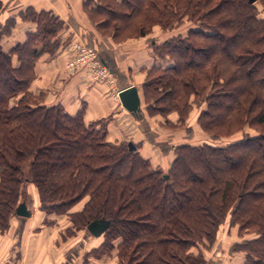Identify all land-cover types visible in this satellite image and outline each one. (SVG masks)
<instances>
[{
  "label": "trees",
  "instance_id": "16d2710c",
  "mask_svg": "<svg viewBox=\"0 0 264 264\" xmlns=\"http://www.w3.org/2000/svg\"><path fill=\"white\" fill-rule=\"evenodd\" d=\"M5 7L0 0V15ZM85 8L114 41L155 24L169 34L152 49L170 64L144 68L146 114H161L174 130L196 103L206 139L176 143L163 171L138 143L109 140L106 119L86 123L82 109L46 103L29 85L39 56L60 45L64 22L51 10L20 9L35 25L23 41L5 49L15 17L0 23V230L32 184L39 208L66 214L71 234L108 221L84 261L115 249L117 264H206L203 249L228 222L242 237L230 246L241 264H264V0H86ZM185 21L184 32H171Z\"/></svg>",
  "mask_w": 264,
  "mask_h": 264
},
{
  "label": "crops",
  "instance_id": "0c3cea01",
  "mask_svg": "<svg viewBox=\"0 0 264 264\" xmlns=\"http://www.w3.org/2000/svg\"><path fill=\"white\" fill-rule=\"evenodd\" d=\"M5 10L0 15L2 24L8 16L15 17V25L10 34L4 35L1 44L8 49L16 42L25 38L27 31H33L32 22L22 20L17 12L27 6L36 10H51L63 20L64 26L58 34L60 45L53 54L43 53L35 62V77L29 89L41 93L46 103H59L69 114H75L82 109L83 120L88 123L98 119L107 121V138L111 141H132L138 143V151L150 160L152 166H158L165 161L168 168L174 154L172 147L178 140L185 139L191 134L185 125L166 129L158 121L162 116L147 115L142 97L141 83L145 77L144 68L153 64L167 66L169 61H162L153 54V44L164 40L169 34L160 27L153 29L144 36L129 37L122 41H114L110 36L103 35L97 28L85 8L86 0H3ZM78 39L93 46L102 63L112 73L114 82L93 83L86 76L84 68L71 72L66 68V51L70 40ZM129 85L138 89L140 98V114L133 115L121 104L116 93ZM169 119L176 123L177 113H170ZM196 116L192 120L194 121ZM191 122V124L193 123ZM194 131L196 124H192ZM168 133L164 145V133ZM160 137V138H159ZM180 142V141H179ZM29 196V199H28ZM30 209L27 217L13 213L9 219V227L0 230V264H117L116 250L99 259L88 257L84 261V254L101 242V236H93L85 230H77L70 236L66 229L71 222L66 214L46 213L39 208L38 194L32 184L27 185L26 202ZM82 201L75 204L71 211L78 210ZM235 237L230 238L220 227L217 237L205 250L206 263L211 264H241L243 256L240 252L230 251L232 243L240 238L234 229ZM234 236V235H232ZM229 241H232L228 244Z\"/></svg>",
  "mask_w": 264,
  "mask_h": 264
},
{
  "label": "built area",
  "instance_id": "2783aa9c",
  "mask_svg": "<svg viewBox=\"0 0 264 264\" xmlns=\"http://www.w3.org/2000/svg\"><path fill=\"white\" fill-rule=\"evenodd\" d=\"M66 68L74 72L84 68L86 76L93 83L114 82L109 68L100 61L97 51L93 46L87 45L81 40L74 39L68 43L66 51ZM118 92L116 93L117 96Z\"/></svg>",
  "mask_w": 264,
  "mask_h": 264
},
{
  "label": "rangeland",
  "instance_id": "374dc122",
  "mask_svg": "<svg viewBox=\"0 0 264 264\" xmlns=\"http://www.w3.org/2000/svg\"><path fill=\"white\" fill-rule=\"evenodd\" d=\"M257 6H258V8L260 9V7H261V5H259V3H257ZM259 14H260V16H264V10H261L260 12H259ZM189 25V23H188V21H185V22H183L181 25H179V26H177V28H175V29H173L171 32L172 33H174V32H184L185 31V29H186V27ZM157 27H160V25H157V24H155V25H153L152 26V29H151V31L153 30V29H155V28H157ZM161 28V27H160ZM162 29V28H161ZM150 31V32H151ZM107 34V33H106ZM148 34V33H147ZM108 36H110L109 34H107ZM127 38H129V37H126V38H124V39H127ZM123 39V40H124ZM122 41V40H121ZM191 99H192V97H191ZM194 103H195V101H193ZM197 102V101H196ZM193 103V104H194ZM139 106H140V104H139ZM197 110H198V104H194L193 105V107H192V109L190 110V112H189V115H191V118L189 119V121L192 119H194V117L196 116V113H197ZM140 111H141V109H140ZM172 114H174V113H176L175 111H173V112H171ZM154 115H157V116H159V114L157 113V114H154ZM189 115H188V117H187V119L189 118ZM162 115L160 114V117H161ZM162 119H163V121H158V123L159 124H161V125H163V127H165L166 129H170V128H168L166 125H165V118L162 116ZM190 121L188 124H190V126H188L189 128H190V130L192 131L191 132V134H190V136H189V138L186 140H184V139H181V140H178L177 142H182V141H189L190 143H193V144H195V143H201L204 139H206V136L204 135V133L202 132V130L200 129V127L198 126V125H196L195 126V128H197V130L198 131H194V129H193V125L192 124H196V123H194L193 121ZM195 121V120H194ZM191 122H193L192 124H191ZM184 126V125H183ZM249 133H253V131H252V129H249V128H247L246 129ZM168 133H170V132H167V133H164V135H161L162 137L160 138V139H162V142L164 143V145L165 146H167V144H169V142L167 141V138L169 137V135H168ZM240 136V134L239 133H237V134H234L232 137H229L228 139L226 138H223V139H220V140H218V142H220V143H226V142H228V141H230V140H234L235 138H237V137H239ZM163 162V165H162V163H160V165H158V166H154V167H156V168H159V169H161V170H166V168H165V166H164V164H165V161H162ZM28 199H29V196H28ZM26 203H28V201L26 202ZM221 227H223L224 228V230H226V232H227V234L226 235H228V236H230L229 237V240H231L230 238H236L235 237V233H234V229L236 228V226H230L229 225V223L228 222H225V223H223L222 225H221ZM236 230H237V228H236ZM66 233V235H68V236H70V235H72L71 233H70V231L68 232V231H66L65 232ZM246 235L245 236H248L249 234H247V232L245 233ZM232 235H234V236H232ZM239 236V235H238ZM238 239H235V240H241V236H240V238L239 237H237ZM232 241H229L228 242V244H230ZM233 244V243H232ZM206 249L204 248L203 249V252H204V254H205V251Z\"/></svg>",
  "mask_w": 264,
  "mask_h": 264
},
{
  "label": "water",
  "instance_id": "95a60500",
  "mask_svg": "<svg viewBox=\"0 0 264 264\" xmlns=\"http://www.w3.org/2000/svg\"><path fill=\"white\" fill-rule=\"evenodd\" d=\"M254 2L255 0H248ZM118 97L125 109L131 112L133 115L138 116L140 114V98L138 89L134 85H129L118 91ZM127 145L130 149H135V144L132 141H128ZM14 213L27 217L30 215V209L27 206L25 200H21L15 207ZM108 221L106 219H95L87 223L86 230L93 236H99L107 227ZM211 264V263H206Z\"/></svg>",
  "mask_w": 264,
  "mask_h": 264
}]
</instances>
